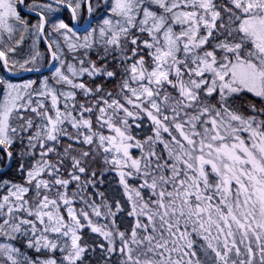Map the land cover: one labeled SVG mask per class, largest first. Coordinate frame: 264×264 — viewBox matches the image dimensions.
Returning <instances> with one entry per match:
<instances>
[{
    "label": "snow or ice",
    "instance_id": "1",
    "mask_svg": "<svg viewBox=\"0 0 264 264\" xmlns=\"http://www.w3.org/2000/svg\"><path fill=\"white\" fill-rule=\"evenodd\" d=\"M0 264H264V0H0Z\"/></svg>",
    "mask_w": 264,
    "mask_h": 264
}]
</instances>
